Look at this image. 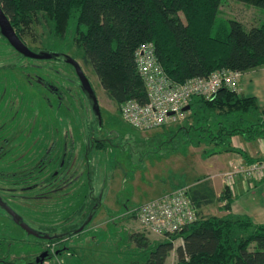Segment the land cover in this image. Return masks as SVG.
<instances>
[{"label": "trees", "instance_id": "trees-1", "mask_svg": "<svg viewBox=\"0 0 264 264\" xmlns=\"http://www.w3.org/2000/svg\"><path fill=\"white\" fill-rule=\"evenodd\" d=\"M235 1L264 10V0ZM223 2L0 0V5L21 40L35 22L45 21L55 43L68 51L75 49L81 52L84 65L93 69L107 97L121 108L129 100L147 101L145 84L135 60L137 50L145 44L154 45L157 65L178 85L193 79L209 78L223 70L241 72L245 76L264 68V20L249 31L238 20H220ZM188 106L191 109L185 112V118L180 122L182 126L146 140L152 144L151 153L169 157L182 149L204 146L203 160L220 153H237L248 159L245 152L233 146V138L240 137L248 143L264 140V107L254 96L247 97L240 91L224 87L210 100L194 96ZM146 142L143 143L145 146ZM95 143H99L96 144L99 150H106L100 140ZM131 146L134 150L135 146ZM73 152L66 154L68 160ZM151 157L141 155V160ZM62 162L65 163L64 160ZM62 162L57 169L65 168ZM92 169L89 167V175ZM55 176L56 172L49 178ZM225 181L227 183L226 177ZM230 188L227 183L229 193ZM94 192L91 183L79 210L58 227H48L52 234L49 247L51 251L54 247V251L61 252L68 247L67 252L71 251L72 257L80 255L82 264H112L113 255L107 250L96 259L102 245L96 238L89 237L82 245L75 242L74 236L89 230L90 224L81 233L75 235V231L90 216L94 218L101 206V196H95ZM227 192L223 193L221 200L227 201L225 209L230 210L232 202ZM195 205L198 220L181 233L167 235L164 241L153 243L143 233L129 234L128 240L134 243L139 257L135 261L140 259V264H167L170 253L175 250V242L182 239L183 245L177 248L178 261L175 264H264V225L255 224L249 217H204L198 211V204ZM78 214L79 226L63 227ZM241 231L246 236H239ZM71 238L74 240L69 244ZM67 261L68 264H80L72 263L68 258ZM115 262L124 264L125 258L119 257Z\"/></svg>", "mask_w": 264, "mask_h": 264}, {"label": "rangeland", "instance_id": "rangeland-1", "mask_svg": "<svg viewBox=\"0 0 264 264\" xmlns=\"http://www.w3.org/2000/svg\"><path fill=\"white\" fill-rule=\"evenodd\" d=\"M219 19L238 20L249 31L262 24L264 10L235 0H224ZM23 42L35 52L68 54L80 63L96 90L103 125L96 121L90 103L73 82L76 77L69 65L55 60H30L17 53L0 36V193L18 212H26V222L33 230L42 224L55 228L79 210L92 183L94 195L101 196L102 203L89 230L83 233L87 237L83 234L74 236L77 239L75 242L82 245L89 237L96 238L98 243H102L96 259L107 250L113 255L112 264H117L115 259L119 257L125 258L124 264H140V259L135 261L137 249L134 243L129 242L128 235L143 233L153 243L166 240V236L155 232L147 234L133 220L135 208L145 203L139 200L147 199L148 193L134 192L131 180L139 181L134 173L151 161V158L141 160V155L158 157L159 153H151L152 144L146 140L175 131L182 126L181 123L152 131L131 128L123 121L121 108L107 97L96 73L84 65L82 53L75 49L68 51L55 43L45 21L35 22L30 30H26ZM56 88L60 91L59 96L53 91ZM240 89L243 90L242 85ZM250 91L253 92V87ZM96 140L104 144L105 151L96 147L99 144L95 143ZM145 142L147 146L143 144ZM52 143L57 150L53 152L51 162L44 166L47 161L45 151ZM131 145L135 146L134 150ZM196 149L202 155L204 146ZM71 151L74 152L68 160ZM63 160L65 168L57 169ZM89 167L93 168L91 175ZM117 170H122L123 177L117 174ZM34 171L35 175L29 177L27 173ZM55 172L56 176L49 178ZM38 196L45 200L40 202ZM232 217L248 216L237 213ZM71 219V223L63 227L81 224L79 214ZM0 223L4 227L0 229V235L8 228L19 237H24V240L37 244L36 239L26 236L9 222L5 214L0 218ZM239 236H246V233L241 231ZM154 238L160 240L152 241ZM73 240L71 238L69 244ZM181 244L182 239L175 242L176 247ZM176 247L170 253L167 264L178 261ZM42 249L27 244L24 250L30 252H19L24 255L12 256L14 252L9 249L5 251L9 256L7 259H10L7 261L12 264H34ZM70 255L73 256L71 251H60V258L65 263L68 262L67 258L72 260ZM72 258L75 263H83L79 254Z\"/></svg>", "mask_w": 264, "mask_h": 264}, {"label": "built area", "instance_id": "built-area-1", "mask_svg": "<svg viewBox=\"0 0 264 264\" xmlns=\"http://www.w3.org/2000/svg\"><path fill=\"white\" fill-rule=\"evenodd\" d=\"M153 44L141 46L135 60L137 70L144 81L147 101L129 100L121 107L123 121L138 131L162 129L170 124L182 122L184 108L194 96L210 100L222 88L239 92L244 74L223 70L213 73L209 78L193 79L184 85L172 82L159 68ZM227 183L233 188L238 177L244 179H264V160L252 164L239 163L225 174ZM137 221L147 234L174 235L183 232L197 220V210L189 195L188 188H179L153 201L137 206L133 212ZM45 264H66L56 255L52 247V258Z\"/></svg>", "mask_w": 264, "mask_h": 264}, {"label": "crops", "instance_id": "crops-1", "mask_svg": "<svg viewBox=\"0 0 264 264\" xmlns=\"http://www.w3.org/2000/svg\"><path fill=\"white\" fill-rule=\"evenodd\" d=\"M241 85L243 90H240V94L247 97L253 95L258 99L259 105L264 107V68L245 74ZM251 87L253 92L250 91ZM233 146L245 152L248 159L237 153H220L203 160L193 147L169 157L149 158L151 161H147L139 172L134 173L138 175L139 181L131 180L134 192L148 193L147 199L138 200L146 203L163 197L176 188L186 187L204 217L231 218L238 213L248 216L257 225H264V179L246 180L238 177L234 187L229 189L230 194L226 190L224 177L236 164H250L248 160H264V140L248 143L235 137ZM116 172L123 177L122 170ZM225 191L231 196L230 210L225 209L227 201L221 200ZM159 240L154 238L152 241ZM182 245L183 240L180 246Z\"/></svg>", "mask_w": 264, "mask_h": 264}, {"label": "flooded vegetation", "instance_id": "flooded-vegetation-1", "mask_svg": "<svg viewBox=\"0 0 264 264\" xmlns=\"http://www.w3.org/2000/svg\"><path fill=\"white\" fill-rule=\"evenodd\" d=\"M1 36V35H0ZM5 40V39H4ZM6 41V40H5ZM8 43V42H7ZM11 46V45H10ZM12 47V46H11ZM13 48V47H12ZM14 49V48H13ZM17 52V51H16ZM18 53V52H17ZM62 55V54H61ZM31 60V59H30ZM57 61H60V62H63L65 63L64 61V58L61 56V57H58L56 58ZM66 64V63H65ZM68 65V64H67ZM71 67V66H70ZM74 71V74H75V79L73 80L74 83L77 84L78 88L80 89V91L83 92V96L84 98L90 103L91 107H92V101L89 99L88 95L82 90L81 88V85H80V80L79 78L77 77V74L74 70L73 67H71ZM88 77V76H87ZM89 79V78H88ZM90 80V79H89ZM91 82V81H90ZM92 84V83H91ZM51 90H52V87H51ZM95 90V89H94ZM53 91L55 92L56 95L59 96L60 94V91L58 88L56 89H53ZM96 92V90H95ZM97 94V93H96ZM61 98V96H60ZM99 101V100H98ZM93 110V108H92ZM13 121V119H12ZM96 121L98 122L97 118H96ZM102 125H103V120H102ZM101 125V126H102ZM8 141H4V143H6ZM55 147L54 143L50 144V146L46 149L45 151V155L44 157H46L47 161L45 163L44 166H47V162H51L52 160V149ZM57 150V148H54V151ZM64 163V162H63ZM44 164V163H43ZM1 173V172H0ZM36 171L34 172H29L27 173L29 177H33V175H35ZM46 181V180H45ZM50 182V181H49ZM48 182V183H49ZM46 183V182H45ZM46 183V184H48ZM46 196V195H43V197ZM43 197H40L38 196L37 199L41 202V201H44L45 199H41ZM48 197V196H46ZM49 198V197H48ZM41 199V200H40ZM27 204H30V203H27ZM14 212L16 215H17V219L18 221L20 222H17L12 216H11V213ZM25 212V211H24ZM26 213V212H25ZM25 213H21V212H18L16 209H14L7 201H5V198L3 196L2 193H0V218H2V215L5 214L6 215V218L8 219L9 222H12L16 227H18L20 230L23 231V233L28 236V237H31V238H34L37 240V244L35 242H28L26 239L24 240V237L20 238L15 231L13 230H9L7 228V230H4L5 232L3 234L0 235V264H12L10 261H7V260H10V259H7L9 256L8 254L6 253V249H9L11 252H14L15 254H12V256L14 255H24V253H28L30 251L28 250H24L26 245L28 244L29 246H33V245H37L38 247H43L42 251L40 252L39 255H37V259L35 258V262L34 264H45V262L50 258V256H52V253L50 255V252L51 251V248L49 247L50 245V241H51V238H52V234L49 233V230H48V227L50 226H44L43 224L38 226V229H35L33 230L31 227V229L33 231H35L36 233H38L40 236H32V235H29L21 226V223H25L26 225L29 226V224L26 222V215ZM2 224V223H0ZM4 228L3 226H0V229ZM16 230L17 232H19L17 229H14ZM73 231V230H71ZM45 236L47 238H45ZM44 237V238H43ZM11 239V240H10ZM19 243H23L22 245H17ZM5 247V249L3 248ZM14 249V250H13ZM30 249V248H29ZM21 251H24L23 254L19 253ZM59 251L60 253V250H57L56 253ZM4 252V254H3ZM37 261V263H36Z\"/></svg>", "mask_w": 264, "mask_h": 264}, {"label": "water", "instance_id": "water-1", "mask_svg": "<svg viewBox=\"0 0 264 264\" xmlns=\"http://www.w3.org/2000/svg\"><path fill=\"white\" fill-rule=\"evenodd\" d=\"M0 35L22 56L31 59V60H56L58 57H63L66 64L73 67L77 77L80 80V85L82 90L88 95L89 99L92 101V108L95 113V116L99 122V125H102V113L99 106L98 97L96 92L85 74L80 63L68 54H59V53H45V52H35L31 48H29L23 40L18 36L17 32L13 28L10 19L6 16L3 11L2 6L0 5ZM191 107L187 106L184 108V112L190 111ZM11 216L17 221V215L12 212ZM93 216H90L87 222L77 231H75V235L84 231V229L92 222ZM22 228L32 236H40L38 233L33 231L28 225L25 223H21ZM42 237V236H40ZM44 238V237H43ZM45 238H47L45 236ZM52 239V238H51ZM64 251L67 252L66 249ZM57 256H60L59 251L56 253Z\"/></svg>", "mask_w": 264, "mask_h": 264}]
</instances>
